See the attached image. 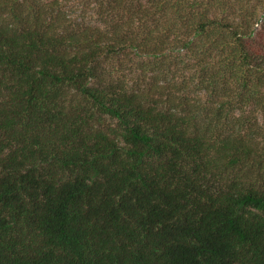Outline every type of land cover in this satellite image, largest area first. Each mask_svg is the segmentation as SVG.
Returning a JSON list of instances; mask_svg holds the SVG:
<instances>
[{"label": "trees", "instance_id": "obj_1", "mask_svg": "<svg viewBox=\"0 0 264 264\" xmlns=\"http://www.w3.org/2000/svg\"><path fill=\"white\" fill-rule=\"evenodd\" d=\"M78 1L0 0V264H264L256 14Z\"/></svg>", "mask_w": 264, "mask_h": 264}, {"label": "rangeland", "instance_id": "obj_2", "mask_svg": "<svg viewBox=\"0 0 264 264\" xmlns=\"http://www.w3.org/2000/svg\"><path fill=\"white\" fill-rule=\"evenodd\" d=\"M45 4H50L53 0H41ZM228 0H226L227 2ZM59 3L64 7L65 13L70 15L72 18L77 19L81 18L82 15L85 19L91 17L92 12L90 9L85 8L87 5L83 4L78 0H59ZM228 3H231L234 8L239 12L247 13L253 12L256 14V24L254 26V35L252 41V49L254 52L264 55V0H230ZM90 6V5H89ZM90 12V13H89ZM136 61H138L136 59ZM128 67L132 65L131 61L126 60ZM135 65H133L134 67ZM136 74L129 76V79H134ZM147 77V75L145 74Z\"/></svg>", "mask_w": 264, "mask_h": 264}]
</instances>
